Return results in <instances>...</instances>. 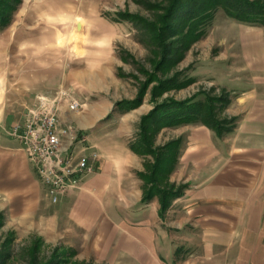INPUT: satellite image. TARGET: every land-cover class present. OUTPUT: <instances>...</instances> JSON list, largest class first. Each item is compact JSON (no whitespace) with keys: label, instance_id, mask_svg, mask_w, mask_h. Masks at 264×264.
<instances>
[{"label":"rangeland","instance_id":"obj_1","mask_svg":"<svg viewBox=\"0 0 264 264\" xmlns=\"http://www.w3.org/2000/svg\"><path fill=\"white\" fill-rule=\"evenodd\" d=\"M167 2L0 0V264H108L84 245L83 231L68 230L65 211L52 202L21 142L10 133L44 98L65 89L80 101L78 111L69 99L49 106L62 125L73 124L88 143L91 135L118 142L124 134L132 146H140L147 136L158 150L202 123L160 125L146 118L159 106L170 113L191 99H216L210 104L218 118L227 120L226 127L236 122L228 111L233 97L227 76L232 72L235 79L249 80L250 72L236 68L248 62L234 46L246 29L245 37L258 30L257 37L264 39V25L242 23L216 9L203 25L204 35L193 41L182 20L172 18L166 25L161 8ZM183 8L179 5L176 13ZM171 26L182 32L174 35ZM149 158L155 162V156ZM154 195L160 201V194ZM177 231L172 229L175 241L183 237ZM191 254L195 249L180 245L176 259Z\"/></svg>","mask_w":264,"mask_h":264},{"label":"crops","instance_id":"obj_2","mask_svg":"<svg viewBox=\"0 0 264 264\" xmlns=\"http://www.w3.org/2000/svg\"><path fill=\"white\" fill-rule=\"evenodd\" d=\"M245 33L234 51L248 62L236 68L250 78L231 72L225 84L233 129L220 135L193 125L163 144L177 150H164V163L175 159L162 180L184 187L164 213L157 197L145 199L154 154L134 151L124 134L118 142L90 136L96 171L57 204L68 230L83 231L84 245L108 264H264V39L258 30ZM172 229L183 237L175 241ZM180 245L195 254L178 261Z\"/></svg>","mask_w":264,"mask_h":264},{"label":"trees","instance_id":"obj_3","mask_svg":"<svg viewBox=\"0 0 264 264\" xmlns=\"http://www.w3.org/2000/svg\"><path fill=\"white\" fill-rule=\"evenodd\" d=\"M167 3L168 4L164 6V8H161L167 15L166 17L168 20H165L166 25L170 26L169 21L172 18L182 20L181 25L188 27L186 36L190 35V39L193 41L204 35L203 25L213 18L216 9H223L228 16L235 18L242 23L264 25V0H168ZM179 5H183L184 8L182 13L178 14L176 12ZM175 15H178V18H176ZM171 29V32L174 33V35H178L180 32V28L179 30L174 27ZM150 31L157 32V28H152ZM156 37H159L158 32ZM157 40L159 41V38ZM191 44L192 42H189V45ZM186 83L187 82H182L180 85ZM215 101L216 99L213 98H208L201 102H195L191 99L181 103L177 106L178 108L175 110L176 112L171 111L172 113L166 112L163 106H159L146 118V123L150 122L160 125L177 126L201 122L212 128L217 134L221 135L225 131L232 130L234 125L232 127H226L225 123H227V120H220L218 118L214 109L215 106L210 104L212 102L215 103ZM150 140L149 137L142 136V144L140 146L134 145L132 146V149L143 154H154L155 162L153 166H151L152 171L151 175H149L150 180L148 179V183H151V188L146 192L145 199L148 200L155 196L154 194H160L162 213H164L171 204L173 198L181 195L184 188L181 187L179 190L175 191L174 186L172 185L169 187L167 182H165L166 184L162 188V184L164 183L162 180L163 169H165L166 173L168 168H172L175 159V155H171L170 159H166L164 163L162 156L163 152L165 149H170L171 152H173V150H177V147H175L173 142L168 144L167 147L164 148L161 146V148L157 150Z\"/></svg>","mask_w":264,"mask_h":264},{"label":"built area","instance_id":"obj_4","mask_svg":"<svg viewBox=\"0 0 264 264\" xmlns=\"http://www.w3.org/2000/svg\"><path fill=\"white\" fill-rule=\"evenodd\" d=\"M58 93L52 99L44 98L39 107L28 112L25 122L14 123L10 130L21 142L48 196L55 203L93 174L99 159V152L87 142V137L78 134L73 124L62 125L56 108L49 106L57 99H69L72 110L80 109V101L71 99L67 90L61 89Z\"/></svg>","mask_w":264,"mask_h":264}]
</instances>
